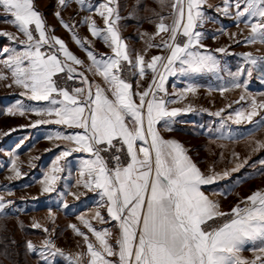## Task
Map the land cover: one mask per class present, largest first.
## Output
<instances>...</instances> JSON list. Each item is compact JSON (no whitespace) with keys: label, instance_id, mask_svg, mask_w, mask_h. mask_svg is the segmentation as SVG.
Here are the masks:
<instances>
[{"label":"snow or ice","instance_id":"snow-or-ice-1","mask_svg":"<svg viewBox=\"0 0 264 264\" xmlns=\"http://www.w3.org/2000/svg\"><path fill=\"white\" fill-rule=\"evenodd\" d=\"M75 2L81 10L102 18L103 26L93 15L84 16L80 23L87 25L92 37L101 39L111 54L98 52L87 36L76 31L75 21L65 20L60 10L54 15L85 51L86 59L70 50L66 41L54 34L55 28L50 30L35 0H0V8L10 17L7 22L17 29L15 33L0 30V36L10 42L0 46V80L10 77L9 87H20L21 96L37 102L16 100L7 108V114H36L37 119L21 127L54 123L71 130L56 131L47 137L69 143L57 145L60 152L43 176V191H56L61 174L69 170L68 157L87 153V158H79L76 183L99 196L91 218L83 213L78 216L83 227L70 225L84 239V251L66 254L48 237L41 245L26 241L27 249L38 252L45 264H56L57 257L65 258L69 264H264V189L239 199L227 211L219 200L211 199L202 190V186L239 171L247 159L240 160L239 153L234 152L235 167L205 174L181 142L162 135V129L174 130L179 114L193 110L191 105H171L202 87L189 83L169 93L166 81L170 76L212 73L222 79L221 59L215 53L228 54L230 45L209 48V37L203 30L205 22L213 19L207 14L213 6L207 0H172L170 4L159 0L160 8L170 7L171 12L152 10L156 19L150 18V22L156 31L144 33L148 37L146 48L133 55L134 50L121 36L119 21L135 17L121 16L119 0ZM68 3L69 0H57L58 8H67ZM214 11L233 19L237 27L244 24L250 29L247 36L243 31L229 33L233 43L264 44V0H222ZM225 32L222 26L211 38L218 39ZM152 48L160 52L147 57ZM239 55L243 62L235 71L229 70L231 81L217 89L221 93L229 88L247 91L254 70L260 71L264 80V55ZM125 66L136 69L131 73L137 77L135 85L123 75ZM61 76L63 84L58 83ZM90 76L102 78L103 83ZM67 81L78 86H69ZM240 100H247L248 107L229 113L227 119L234 118L236 124L253 123L249 135H254L264 129V100L251 94L241 95ZM222 112L224 109L211 114L220 116ZM254 117L259 119L254 121ZM225 123L221 120V125ZM21 144L23 140L15 148ZM254 144L253 151L264 149V140ZM8 155L12 171L20 177L23 173L17 165V152L10 151ZM236 186L225 187L219 195H231ZM7 191L11 194V189ZM68 194L80 199L76 192L69 190ZM60 196L65 193L60 192ZM14 203L0 193V216L7 217ZM61 206L69 207L67 199L61 201ZM92 220L100 224L115 222V234L112 228H97ZM32 227L41 229L42 225L33 222ZM43 231L53 230L44 227ZM248 246L252 258L242 255Z\"/></svg>","mask_w":264,"mask_h":264},{"label":"crops","instance_id":"crops-1","mask_svg":"<svg viewBox=\"0 0 264 264\" xmlns=\"http://www.w3.org/2000/svg\"><path fill=\"white\" fill-rule=\"evenodd\" d=\"M35 2L39 10L43 13L50 30L51 28H55L54 34L63 38L70 50L76 55L86 59L85 51L75 43L71 33L61 26L60 21L54 15L57 10L61 11L65 20L70 22L75 21L76 31L81 36H87L93 42V46L98 52L111 54L108 46L101 39L92 37L88 26L80 23L84 16L93 15L98 25L103 26L102 18L98 14L81 10L75 0H69L67 8H58L57 0H35ZM91 2L99 3L102 0H91ZM171 2L172 0H168L169 4ZM156 3L159 5V12H171L170 7L162 10L159 0L153 6ZM221 3L222 0H207V4L213 6V8H208L207 14L213 19L205 22L203 30L209 37L206 40L209 48L214 49L216 47H227L230 45L228 47V54L215 53L221 59L222 71L220 72V76L222 79H217L212 73H204L196 74L192 77L184 75L170 76L166 81V87L169 93H176L180 89L187 87L189 83L202 85L196 93H188L185 99L178 100L176 104L171 105L172 107H187L191 105L193 110L179 114L175 118L174 130L167 131L162 129V135L165 138H174L181 142L188 150V154L193 161L196 162L205 174L223 172L226 169H231L236 166L237 161L234 159L233 154L227 151L233 145H247V143H250L249 145L255 146L254 141H251V139L258 137L259 140H264V129H260L254 135L250 136L249 133L254 128L253 123L241 122L240 124H236L234 118L233 120L227 119L229 113L234 114L236 110L248 107L247 100H240L241 95L247 97L251 94L256 96L257 100H264V96L260 95V93H264V80L261 79L260 71H253V75L247 85V91L244 88H229L228 91L223 93L217 90L221 85H227L231 81L229 70L235 71L243 62V58L239 54L252 52L257 56L264 55V52H262L264 44L259 42L252 45H245L243 43L236 44L230 40L229 33L243 31V34L247 36L250 29L246 28L244 24H240L237 27L233 19L214 11V7ZM8 19L10 17L0 8V30L15 33L17 29L7 22ZM148 26L155 25L154 23L151 24V22L142 25L138 37L133 38L123 30L122 20L119 21L121 36L129 49L134 50L133 55L136 52H144L141 49L145 37L141 32L142 29ZM222 26L226 28L225 34L220 35L218 39H212V34L216 33ZM155 39L159 41L160 37L158 36ZM9 44L10 42L6 37L0 36V46H8ZM159 52L160 49L152 48L146 55L150 57ZM2 58L3 56H0V59ZM0 68H3V66L0 65ZM4 71H7V69H4ZM135 71L136 69L129 70L125 66V71L123 72V75L131 80L134 85L137 77L131 73ZM90 78L96 80L98 83H103L102 78L98 76H90ZM245 78H242V80ZM10 83V77L8 80H0V193L4 194L5 199H11L15 203L13 206H10L7 217L0 216V221L3 219L12 221L16 226L15 233L20 235L19 237L26 239V241L31 240L36 245L43 244L46 237H48L53 239L56 245L63 249L66 254L72 253L74 255L77 252L84 251L86 249L84 239L77 235L70 225L75 223L83 227L78 220V216L83 213L86 217L91 218L96 211V204L99 200L96 192L87 190L82 185H77L76 183L80 167L79 158L81 156L87 158L88 154L73 153L71 157H68L67 159L71 162L69 170L61 174L62 179L57 181L56 191L44 192L42 179L51 169L52 161L60 152V148L57 145L69 143L62 139L54 138L49 140L47 137L54 135L56 131L71 130L54 123L42 124L36 127H21L22 125H29L37 119L36 114L29 113L23 116L10 115L7 114V108L14 104L16 100H23L26 104L37 102L29 101L26 97L21 96L22 89L14 84L9 87L8 85ZM58 83H65L62 76L58 80ZM67 83L69 86H78L73 85L72 81H67ZM229 105L231 107H228ZM215 107L217 108L215 109ZM220 109H224V112L220 116L211 114ZM257 119L259 117L253 118L254 121ZM221 120H225L226 123L221 125ZM10 129L13 130L9 131ZM229 135H231V138H228ZM185 138L200 139L205 145H211V147L213 144H219L221 156L216 158L217 160L215 161L209 162L205 159V163L201 162L194 147L191 143L186 142L184 140ZM21 140H23V144H21L19 149H16L15 145ZM10 151H16L18 154L19 159L17 160V165L23 173L20 177L15 176L9 164L10 157L8 153ZM261 151L262 149L257 151L252 150L251 153L248 150L245 151V155L239 159H247V163L239 171L231 173L230 177L219 180L216 183L202 186V190L211 199L219 200L223 209L227 211L236 204L240 197H246L257 189H264V163H261L264 161V154ZM231 159H234V161L232 162ZM233 185L238 186L235 187L231 195L227 197L219 195L222 189L232 187ZM7 189H11V194H9ZM69 190L79 194L80 199L76 200L72 195L68 194ZM60 192H64L65 196L61 197ZM63 199H67L68 201L69 207L67 209L61 206ZM101 212H105V209H101ZM33 222L40 223L42 228L34 229L32 227ZM92 223L97 228H112L115 234V222L100 224L98 221L92 220ZM44 227L53 231L45 233L43 231ZM92 238L94 239V237ZM250 248L251 246H248L244 250L242 253L244 257H253V252ZM26 250L34 257L32 259L33 264H45L38 252L33 253L27 247ZM56 264H69V262L65 258L57 257Z\"/></svg>","mask_w":264,"mask_h":264},{"label":"trees","instance_id":"trees-1","mask_svg":"<svg viewBox=\"0 0 264 264\" xmlns=\"http://www.w3.org/2000/svg\"><path fill=\"white\" fill-rule=\"evenodd\" d=\"M157 0H120L122 17L134 15V19H122L123 30L133 38H137L140 34V28L151 18L155 16L153 12L149 13V8ZM139 5V8H137ZM153 10V9H152ZM155 10V9H154ZM151 14V15H149ZM150 22V21H149ZM3 219L0 221L7 222ZM3 230V231H2ZM2 231V232H1ZM14 232V231H13ZM15 241L13 244L12 241ZM7 252V255L5 254ZM34 257L26 250V239L11 234L10 229L0 227V264H33Z\"/></svg>","mask_w":264,"mask_h":264},{"label":"rangeland","instance_id":"rangeland-1","mask_svg":"<svg viewBox=\"0 0 264 264\" xmlns=\"http://www.w3.org/2000/svg\"><path fill=\"white\" fill-rule=\"evenodd\" d=\"M158 6H159L158 3H156L155 6H153V5L150 6L149 11L150 10L151 11L149 13L152 12V9H155V11L159 12L160 10H159V7ZM149 15H151V14H149ZM149 21L146 22L145 24H148ZM151 24H152V22H151ZM145 32H149V33L155 32V26H148V27L142 29L141 34L145 37L144 43L142 44V49H141L143 51L146 48V42L148 40V37L144 35ZM150 50H152V49H149L148 52H150ZM262 52H264V48H262ZM152 53H153V51H152ZM216 108L217 107H215V109ZM184 140L186 142H188V143H191V145L194 147L195 151L197 152V155L200 158L201 162H204L205 163V159L208 160L209 162L215 161V160H217L216 158H218V157L221 156V154H220L221 153V149L219 148V146H220L219 144H213L212 147H211V145H208V146L205 145V143H203L202 140H200V139H196L195 140V139L185 138ZM256 140H259V138L256 137V138L251 139V141H254V142ZM249 144L248 143H247V145H243V144L242 145L241 144L237 145V144H235L230 149H227V151H230V153H232V154L234 152L235 153H239V158H242L245 155V151L248 150L251 153V151H252V149H253L254 146H251ZM261 153L264 154V149H262ZM231 161L233 162L234 159H231ZM242 197H240L239 199H241ZM0 227H2L3 229H10L11 234H13L14 236H17V237L20 236L17 233H15V227L16 226L13 224L12 221L2 222L1 225H0Z\"/></svg>","mask_w":264,"mask_h":264}]
</instances>
